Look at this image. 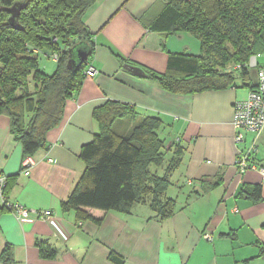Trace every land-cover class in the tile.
Listing matches in <instances>:
<instances>
[{
    "label": "crops",
    "instance_id": "obj_1",
    "mask_svg": "<svg viewBox=\"0 0 264 264\" xmlns=\"http://www.w3.org/2000/svg\"><path fill=\"white\" fill-rule=\"evenodd\" d=\"M169 1L96 0L88 8L84 22L95 43L88 66L97 72L85 75L67 100L60 125L48 132V147L32 156L29 174L22 169L23 145L11 132L10 118L0 115V172L16 177L8 199L52 211L47 219L20 217L0 199V256L9 246L14 264H118L112 252L123 264H264V179L259 169L240 166L246 155L249 163L264 166V130L245 132L238 142L233 125L235 103L257 84L264 55L249 70L250 85L237 79L236 86L194 94L170 92L133 73L128 63L164 73L169 53L202 52L189 32L150 30ZM108 100L137 112L115 121L119 134H128L144 116H157L167 147L184 150L167 192L177 203L172 216L160 219L144 204L130 214L88 208L98 224L77 222L74 212L62 210L85 169L82 146L100 130L94 110ZM254 185L261 186L258 200ZM208 232L212 240L204 237ZM44 242L57 256H42Z\"/></svg>",
    "mask_w": 264,
    "mask_h": 264
},
{
    "label": "trees",
    "instance_id": "obj_2",
    "mask_svg": "<svg viewBox=\"0 0 264 264\" xmlns=\"http://www.w3.org/2000/svg\"><path fill=\"white\" fill-rule=\"evenodd\" d=\"M95 1L0 0V115L10 118L11 132L22 143L24 158L48 147V132L60 125L67 100L83 84L95 50L84 15ZM17 2L23 3L19 15L22 30L9 22L10 8ZM150 30L165 34L186 31L201 43L199 55L169 53L164 73L139 66L145 77L157 80L164 89L194 94L236 86L237 79L250 85L246 82L249 59L264 55V0H170ZM77 46L87 49L89 57L69 68L71 49ZM38 50H51L53 58L57 55L53 74L39 68ZM136 114L132 105L116 100L95 108L100 130L82 146L85 169L61 203L64 212L75 213L77 222H101L88 208L130 214L137 204H144L160 219L175 213L176 200L167 192L184 150L167 147L159 134L163 121L157 116H144L128 134L116 132V120ZM161 168L164 174L159 172ZM7 178L6 198L16 177ZM252 188L255 200L260 199L261 186ZM40 252L49 258L58 253L45 242ZM110 258L118 264L124 262L114 252ZM0 264H14L9 246L0 256Z\"/></svg>",
    "mask_w": 264,
    "mask_h": 264
},
{
    "label": "built area",
    "instance_id": "obj_3",
    "mask_svg": "<svg viewBox=\"0 0 264 264\" xmlns=\"http://www.w3.org/2000/svg\"><path fill=\"white\" fill-rule=\"evenodd\" d=\"M258 56L260 55H252L250 57V67H258ZM54 59H57L56 54L54 55ZM96 72V69L92 65H89L85 69L84 74L86 76H94ZM257 78L258 81L255 87L250 90L245 98L238 100L235 103L233 125L237 130L236 139L238 142H242L244 140L245 132L259 134L262 130H264V67L258 68ZM251 151L254 152V148H252ZM49 161L53 162L54 160L50 158ZM33 164V157H25L23 161V171L26 174H29ZM240 166L242 167V170H246L247 168L259 169L264 179V166L249 163L247 155L240 161ZM7 180V175L0 172V199L6 207L20 217H29L31 215H35L43 219L51 217V210L28 207L20 202H12L6 198L5 187ZM204 237L208 240L213 239L210 232L205 233Z\"/></svg>",
    "mask_w": 264,
    "mask_h": 264
},
{
    "label": "water",
    "instance_id": "obj_4",
    "mask_svg": "<svg viewBox=\"0 0 264 264\" xmlns=\"http://www.w3.org/2000/svg\"><path fill=\"white\" fill-rule=\"evenodd\" d=\"M23 7V3L17 2L10 8L11 15L9 17V22L14 26V28L22 30L23 26L19 22V15L21 9ZM89 57V51L87 49L82 48L81 46H77L75 49H71V58L68 61V67L73 68V66L80 65L84 61H86ZM127 68L133 73L139 76H146L144 70L136 65L128 64Z\"/></svg>",
    "mask_w": 264,
    "mask_h": 264
},
{
    "label": "rangeland",
    "instance_id": "obj_5",
    "mask_svg": "<svg viewBox=\"0 0 264 264\" xmlns=\"http://www.w3.org/2000/svg\"><path fill=\"white\" fill-rule=\"evenodd\" d=\"M51 50H38L39 55V68L47 74H53L57 68V61L53 58ZM31 85L33 82L31 81ZM161 137L164 139L162 131L160 132ZM155 169V168H154ZM160 173L164 174L165 169H158Z\"/></svg>",
    "mask_w": 264,
    "mask_h": 264
}]
</instances>
